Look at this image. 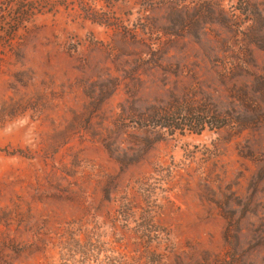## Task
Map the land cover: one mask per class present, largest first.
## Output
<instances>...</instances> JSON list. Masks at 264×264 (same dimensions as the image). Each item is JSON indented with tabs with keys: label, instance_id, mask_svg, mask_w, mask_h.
Instances as JSON below:
<instances>
[{
	"label": "rangeland",
	"instance_id": "1",
	"mask_svg": "<svg viewBox=\"0 0 264 264\" xmlns=\"http://www.w3.org/2000/svg\"><path fill=\"white\" fill-rule=\"evenodd\" d=\"M31 5L0 0V264H264V0Z\"/></svg>",
	"mask_w": 264,
	"mask_h": 264
},
{
	"label": "trees",
	"instance_id": "2",
	"mask_svg": "<svg viewBox=\"0 0 264 264\" xmlns=\"http://www.w3.org/2000/svg\"><path fill=\"white\" fill-rule=\"evenodd\" d=\"M41 1L44 2L45 0H38V5H39L38 7H39V8H34L33 5H31V6H28V7L25 8V10H26L25 12H23L22 9H21L20 12H19L18 14H19L23 19H25L27 11L30 12V11H34V10H38V9H40V11H43L42 9H44V8L41 6ZM92 21H94L93 18H92Z\"/></svg>",
	"mask_w": 264,
	"mask_h": 264
}]
</instances>
